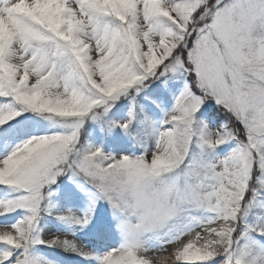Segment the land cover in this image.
<instances>
[{"label":"snow or ice","instance_id":"snow-or-ice-1","mask_svg":"<svg viewBox=\"0 0 264 264\" xmlns=\"http://www.w3.org/2000/svg\"><path fill=\"white\" fill-rule=\"evenodd\" d=\"M0 264H264V0H0Z\"/></svg>","mask_w":264,"mask_h":264}]
</instances>
